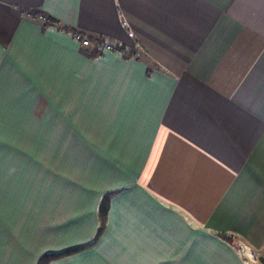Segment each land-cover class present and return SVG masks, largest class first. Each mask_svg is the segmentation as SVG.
<instances>
[{"label": "crops", "instance_id": "0c3cea01", "mask_svg": "<svg viewBox=\"0 0 264 264\" xmlns=\"http://www.w3.org/2000/svg\"><path fill=\"white\" fill-rule=\"evenodd\" d=\"M103 195L48 264H264V0H0V264L88 243Z\"/></svg>", "mask_w": 264, "mask_h": 264}, {"label": "trees", "instance_id": "16d2710c", "mask_svg": "<svg viewBox=\"0 0 264 264\" xmlns=\"http://www.w3.org/2000/svg\"><path fill=\"white\" fill-rule=\"evenodd\" d=\"M43 21L46 26H53V27L62 29L63 31L68 33L70 36H72V38H74L80 44H86V50L88 51L91 58H97V57L102 56L104 54V51L107 49L112 52L119 53L123 58H130V57L135 56L136 55L135 51L139 49V48L128 49L123 44H120L118 42L111 43L108 40V38L103 35L92 36V35L86 34L85 32L79 29L73 28V27H68L64 25L61 26L58 23V21L52 17L45 18ZM109 203H110V200H109L108 195H103L100 198L99 203H98V225H97L96 231L92 239L88 243L72 248V249L64 250L61 252L45 253L39 257L36 264H48L50 263V261L54 259H58L64 256L74 254L78 251L88 249L92 245H94V243L99 239V237L101 236V234L103 233L105 229ZM218 237H220L222 240L227 241L229 243L238 242L239 245H242L241 241H239V238L235 236L234 234H226L223 232H219Z\"/></svg>", "mask_w": 264, "mask_h": 264}, {"label": "rangeland", "instance_id": "374dc122", "mask_svg": "<svg viewBox=\"0 0 264 264\" xmlns=\"http://www.w3.org/2000/svg\"><path fill=\"white\" fill-rule=\"evenodd\" d=\"M136 54H138V50L135 51ZM48 130H41L40 132H42V137L45 139L46 137V141H50V133L55 135V136H59L62 138V128H56V129H52V127L50 128H47ZM52 129V130H51ZM46 133V135H45ZM23 136L24 137H28V132H22ZM50 148L52 149V146L48 147V152L46 154H49L50 152ZM61 148L59 147L57 150L53 149L52 151H56V152H59ZM235 245H237L240 249L242 247V245H239L238 242H233ZM253 257H256L255 253L253 254Z\"/></svg>", "mask_w": 264, "mask_h": 264}]
</instances>
